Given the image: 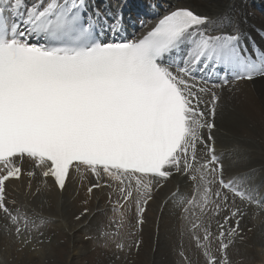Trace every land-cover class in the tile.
<instances>
[{"label": "snow or ice", "instance_id": "1", "mask_svg": "<svg viewBox=\"0 0 264 264\" xmlns=\"http://www.w3.org/2000/svg\"><path fill=\"white\" fill-rule=\"evenodd\" d=\"M124 8L0 0L4 234L18 250L37 251L42 229L56 223L10 198L8 183L25 175L39 173L43 188L51 178L64 191L73 174L83 181L87 172L94 178L88 198L110 189L117 210L134 206L137 228L154 192L180 177L193 188L182 207L204 264H231L228 250L244 240L246 209L264 211V191L248 174L226 177L216 132L229 113L225 90L235 100L240 81L264 79V38L250 40L244 19L213 17L192 2L154 12L151 21L137 14L142 31L129 38ZM26 161L32 169L25 172ZM31 187L30 179L26 195L35 198L42 188ZM126 219L121 211L118 229ZM115 247L125 251L123 242Z\"/></svg>", "mask_w": 264, "mask_h": 264}, {"label": "bare ground", "instance_id": "2", "mask_svg": "<svg viewBox=\"0 0 264 264\" xmlns=\"http://www.w3.org/2000/svg\"><path fill=\"white\" fill-rule=\"evenodd\" d=\"M97 2L102 9L113 11L117 5L127 4V8H124L123 11L128 27V34L140 27L137 14L145 19L143 15L150 17L154 12L160 10L164 12L169 7L176 6L177 4L192 2L198 11L213 17L224 13L237 20L244 19L243 26L250 40L259 43L264 38V0H97ZM212 83L214 82H209L210 85ZM237 87L238 91L234 93L235 100L232 99L233 94L229 92L225 93V97L229 101V113L223 121H218L219 131L216 132L218 137L216 147L218 152L224 156L223 163L229 177L238 174H248L252 181L260 185L261 190L264 191V79L256 78L252 81H240ZM223 127L227 130H224ZM228 133H230L231 137L228 136ZM234 133H237V135L235 136ZM24 167L27 171L31 170V162L26 161ZM85 177L86 179L83 181L72 178L68 182L65 189L69 187V197L73 199L68 205H64L66 207L62 205V209H59L56 201L58 198L56 192L59 190H55L56 187L50 183V179L48 180L47 188H43L41 184L43 178L40 177L39 173L34 178H25L23 185L19 181L20 184L17 185V189L27 199L28 206L35 212H42L43 216L53 218L59 213H67V216L71 215L68 222L76 226L81 222L84 224V220L82 219L83 217L80 220H76L74 216L80 214L84 208L90 209L94 200L93 197L89 199L86 193V188L91 182H94V178L87 172H85ZM30 179L32 185L31 191L34 192L38 187L42 188L40 194L35 198L30 194L26 195L29 191L28 184ZM173 180L180 183V191H177L174 200H171L167 207H165L166 209L161 216V233L156 254V264H204L201 250L196 247L195 240L187 231L182 207V201L186 197L190 198L193 188L183 178L176 177L171 182ZM173 185L169 181L165 187H173ZM76 191L79 193L75 196ZM113 198L116 197L113 196ZM85 199H88L87 204L84 203ZM237 203H239V200H237ZM60 204H63V201ZM127 207L123 211L127 218L123 224L124 231L119 236L116 234L115 236L112 235V231L116 230L111 226L116 223L117 218L115 216H110L109 213L104 212V214L100 213L101 215L95 216V223L93 222L94 220L92 221L94 218L91 219L90 223L93 222L94 224L92 223L89 227L87 226L88 228L85 229L86 233L84 232V235H88L91 241L82 244L81 247L80 244H76L77 257L76 260L73 259L72 264H82L80 262L82 258L86 261L88 260L91 264H122L123 259L128 254L133 253V247L130 253L127 251V248L130 243H135L138 234L135 233V230L132 228L133 226H131L133 224L131 222L132 219L135 220V208L134 206ZM129 207H132L131 212H128ZM248 209H251L252 213L256 214L257 209L255 206H251ZM262 212L258 222L252 220L249 215L242 222V228L245 232L251 226H253V230L245 233L247 234V238L244 241L238 240L234 246L229 248L228 251L232 258L242 259L247 256L251 260H256L259 257V260L260 254L261 259H263L264 211ZM113 217L115 218V222L111 220ZM130 222L132 223L131 225ZM62 227L55 223L48 229H42V231L45 230V242L42 246L38 245L41 246L39 251L32 250L31 252L32 245H29L22 251L18 250L20 245L15 243L13 238L7 237L4 234L3 225H0V264H69L67 259L70 256L69 247H60L63 242L60 243V246L57 244L60 242V239L66 238V235L62 232ZM212 228L215 232V222H213ZM139 231L141 236L144 235L141 230ZM102 233L106 235H102ZM78 238L80 240V237ZM49 239L50 243L48 242ZM120 242L125 244V251H120L115 247L116 243ZM92 248L94 250L92 254L86 256L84 254L86 250ZM212 250L215 253V245H213ZM181 253L188 258L187 261L181 256ZM119 255L121 256L119 257Z\"/></svg>", "mask_w": 264, "mask_h": 264}, {"label": "rangeland", "instance_id": "3", "mask_svg": "<svg viewBox=\"0 0 264 264\" xmlns=\"http://www.w3.org/2000/svg\"><path fill=\"white\" fill-rule=\"evenodd\" d=\"M143 17L145 19H149L150 17L149 16H144ZM238 86V85H237ZM228 91L225 90V93H227ZM224 130H227L225 127H223ZM234 135L236 136L237 133H234ZM228 136L231 137L230 133H228ZM19 181H16V180H12L11 182L8 183V191H10L11 195H10V198H15L17 201L20 200V204H27V199H25L19 192V190L17 189V185H19ZM70 186V185H68ZM172 186H164L163 188H160V190L156 193V196H155V199L152 201V203L150 204V211H152L151 213V218L150 219H147V222L148 224H145L143 228L141 229H138L135 221L136 219H132V223L130 222V225L133 226L132 228L135 230V233L137 234V238L136 240H140V231L141 230L144 235H143V241L140 245V247L142 248H139V250H137V253L139 252V255H138V264H156V254H157V249H158V244H159V236H160V227H161V222H162V214L163 212L165 211V207H167V205L171 202V200H174V197L175 195L177 194V192H175L171 197L170 199H168L165 203H163L165 200H166V197L172 192V190L174 189H171ZM176 188V186L174 187ZM55 190L57 191V188H55ZM105 190H102V192L100 191H95L94 194H93V205L90 207L91 211L88 215L86 216H83V222L84 224L81 222L79 224H77L76 226H73V223H70L68 222L69 221V218L71 215H68L67 216V213H59L57 215L53 217H48L50 218L51 220L53 221H56V224H58L59 226H63L62 228V232L66 235V238L65 239H60V242L57 243L59 246L61 245L60 243L63 242V244L60 246V247H69V250H70V256L67 257L68 259V262L69 264H72V261L73 259L76 260V257H77V249H76V244H80V247L82 244H85L87 242H90L91 241V238L88 236V235H84L86 233L85 229L88 228L93 222L95 223V216L97 217L98 215H101V214H104L105 213H109L110 216H115L117 218L116 220V223L114 225H111L113 226L112 228L116 229L117 225L119 224L120 222V214H121V211H124L126 209L127 206H125V208L123 209H119L117 210V208H106L104 209L103 207L106 205V199L108 198V196L106 197V192H105V198H103V193H104ZM171 191V192H170ZM180 191V188L179 190ZM61 191H57L56 195H57V203H58V206H59V209H62L64 205H68L71 200L73 199H70L69 197V193H70V189L69 187L67 189H65L63 191V193L61 194L60 193ZM109 192V191H108ZM78 191L75 192V196L78 195ZM102 193V194H100ZM102 197V198H101ZM59 199V200H58ZM105 202H104V201ZM63 201V204H60L61 202ZM65 201V202H64ZM105 203V204H104ZM108 203V201H107ZM100 204V205H99ZM158 205V208L155 209V205ZM164 204V205H163ZM63 205V206H62ZM101 207V210L100 208L98 210H100L99 212H97L96 214H94L95 212V209L98 208V207ZM66 207V206H64ZM128 208V207H127ZM89 209V210H90ZM129 210V211H128ZM127 211L128 212H131L132 211V207L128 209ZM131 210V211H130ZM40 215L43 216L42 212H36ZM101 213V214H100ZM64 214V215H63ZM91 214V215H90ZM94 214V215H93ZM78 215V214H77ZM76 215V216H77ZM93 215V216H92ZM126 215V214H125ZM65 216V217H64ZM74 216V217H76ZM92 216V217H91ZM148 216V215H147ZM44 217H47L44 215ZM85 217V218H84ZM68 218V219H67ZM87 218V219H86ZM94 218V219H92ZM119 218V219H118ZM91 219H92V223L91 222ZM114 219V220H113ZM112 222H115V218L113 217L112 219ZM2 220H0V225H3V223H1ZM134 221V222H133ZM146 222V223H147ZM93 223V224H94ZM55 224V223H54ZM87 224V225H86ZM80 225V226H79ZM135 225V226H134ZM79 226V227H78ZM83 226H84V230H83ZM86 226V227H85ZM88 226V227H87ZM93 226V225H92ZM148 226V227H146ZM65 228V229H64ZM68 228V229H67ZM75 228V229H74ZM82 228V229H81ZM122 228V229H121ZM149 228V229H148ZM74 231H73V230ZM64 230V231H63ZM76 230V231H75ZM83 230V231H82ZM117 230V229H116ZM150 230V231H149ZM45 232V230H43ZM124 231V226L120 227V231L119 233L117 234V236H119L121 234V232ZM85 232V233H84ZM148 232V233H147ZM77 234V235H76ZM82 236H80V235ZM116 234V233H115ZM115 234H112L113 236H115ZM70 235V236H69ZM140 235V236H139ZM69 236V237H68ZM80 237V240L79 238ZM87 237V238H86ZM77 238V240H76ZM139 238V239H138ZM83 239V240H82ZM63 240V241H62ZM70 240V241H69ZM76 241V242H75ZM71 242V243H70ZM132 243H130L131 245ZM135 244V243H133ZM132 244V245H133ZM135 246H133L134 248ZM37 251L40 250L41 246H38L37 245ZM91 250V251H89ZM89 250H86V252L84 253L86 256L88 255H91L92 252L94 251L93 248L92 249H89ZM143 250V251H142ZM21 251V250H20ZM140 251L142 252L140 254ZM31 252H32V249H31ZM136 253V249H135V252ZM142 255V256H140ZM70 257V258H69ZM85 257V256H84ZM140 257V258H139ZM25 258H26V255H25ZM70 260V261H69ZM28 261V260H27ZM143 261V262H142ZM80 262H82V264H88V260H84L83 258L80 260ZM85 262V263H84ZM142 262V263H141ZM91 264V263H89ZM123 264V263H122Z\"/></svg>", "mask_w": 264, "mask_h": 264}]
</instances>
